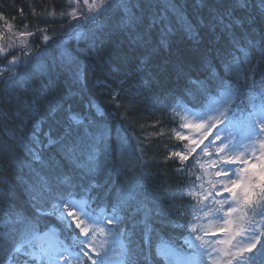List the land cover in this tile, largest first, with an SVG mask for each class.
Listing matches in <instances>:
<instances>
[{
  "label": "snow or ice",
  "instance_id": "snow-or-ice-1",
  "mask_svg": "<svg viewBox=\"0 0 264 264\" xmlns=\"http://www.w3.org/2000/svg\"><path fill=\"white\" fill-rule=\"evenodd\" d=\"M189 6L196 8L194 17L185 14ZM257 7L261 9L259 17L241 14V10ZM98 11L108 17L107 21L96 23L94 30L78 37L76 50L51 54L42 70L30 75L22 86L0 93V215L13 221V231L6 233L4 243L15 240L28 229L30 221L55 214L58 209L53 200L79 187V181L87 180L89 185L95 182L91 173L100 172L97 153L101 143L105 144L106 163L115 155L114 149L108 150L107 141L96 135L98 122L89 118L95 107L92 101H88L86 110L73 103V98L82 96L87 87L88 66L81 55L87 57L89 52L109 47L120 54L122 61H134L126 72H121L120 64L112 65L111 83L107 78L94 81L98 89H111L109 97L118 98L132 90L154 96L157 89L153 81L167 89L168 78L174 75L176 83L183 84V92L195 98L224 86L214 69L226 64L234 50L243 51L246 58L248 50H254L247 60V71L253 75L248 77L246 72L237 87L259 89L264 94V0L258 4L249 0H185L183 4L180 0H106ZM43 40L47 42L50 37L45 35ZM242 41L246 48L240 47ZM161 52L166 55L155 64V75L137 84V76ZM134 110H139L135 104ZM226 120L228 115L223 112L209 123L201 118L195 125L198 138L190 140L187 152L173 151L171 157L188 161L198 149L205 156L217 157L210 161V167L218 169L215 176L221 178L215 196L230 199L216 201L222 205L216 211L223 216H217L215 226L204 233L213 238L207 247L217 253L211 264H249L248 254L258 245L264 247V230L257 226L264 225V119L248 124L236 135L222 136L219 125ZM176 139L190 138L178 132ZM211 146H215V153L208 150ZM212 195L209 192L203 199ZM245 209L251 211L250 218L246 219ZM59 211L63 217L65 209ZM131 211L139 208L129 205L127 212ZM256 216L261 220L256 221ZM65 218L70 219L69 228L74 223L84 238L89 237V228L71 206H66ZM167 223L170 221L161 220L162 227ZM220 236L224 238L216 239ZM195 239L205 247L201 236ZM81 251L84 262L99 264L100 253L94 259L90 244H84ZM24 264L30 262L25 259Z\"/></svg>",
  "mask_w": 264,
  "mask_h": 264
},
{
  "label": "trees",
  "instance_id": "trees-1",
  "mask_svg": "<svg viewBox=\"0 0 264 264\" xmlns=\"http://www.w3.org/2000/svg\"><path fill=\"white\" fill-rule=\"evenodd\" d=\"M180 3H185V0H180ZM249 3L258 4L259 0H249ZM74 4L76 0H0V16L3 17L0 19V41L9 29L32 34L33 40H30L34 49L36 42H42L43 33L50 37L34 54L26 55L21 50V55L14 53L13 56L20 60L13 68L14 71H0V93L13 92L22 86L30 75L42 70L51 54L58 55L61 51L76 50L78 37L85 36L94 30L96 23L106 22L108 19L101 12L97 20L91 21L81 29L78 36H70L75 20H71L68 13L72 11ZM184 11L189 17L197 15L194 6H189ZM245 13L259 17L261 9L257 7L241 10V14ZM7 23L11 26L9 29L6 28ZM258 33L259 28L257 39ZM242 43L245 45V42ZM79 47L84 48L83 40L80 41ZM250 52L252 57L254 50ZM165 55L166 53L161 52L153 59L148 68L137 76V84L155 75L154 66L157 62H162ZM8 56V53L0 55V66H9ZM81 59L85 60L88 66L87 87L82 96L73 98V103L76 107L86 110L87 103L91 100L102 108L106 114L101 117L92 109L89 118L98 122L95 126L97 137L106 130L107 148L115 150L114 157H108V163L103 151L99 182L89 188L92 203L96 207L117 209L124 226L123 235L128 242L129 264H162L161 254L154 255L152 246L151 255L147 254L144 239L154 240L156 231L166 235L186 233L184 212L177 210V206L182 202L183 192L187 191V187L195 181L199 173V168L189 160L180 162L171 157L173 151L187 152L183 142L176 139L177 116L167 108L173 97L180 94L185 96L183 84H177L173 75L168 78L167 89H161L159 83L153 81L157 89L154 96H146L143 90L139 94L132 90L118 98H112L107 95L111 89H98L94 87V81L107 78L111 83L112 73L109 69L112 65L120 64L121 72H126L133 66L134 61H122L120 54L109 47L89 52L87 57L81 55ZM252 63L255 64V60H252ZM223 64L214 69L219 75H223ZM133 97H136L135 101ZM134 104L139 110H134ZM164 108L165 112L161 114L160 110ZM99 148L105 149V144L101 143ZM189 159L193 160V157L190 155ZM186 198L189 200L187 196ZM129 205L133 209L139 208V211L128 213ZM157 212L161 215H156ZM54 215L42 216L30 222L37 225L54 223L61 229L65 240L74 241V229L60 223ZM6 218L8 217L0 215V224ZM161 220L170 223L162 227ZM2 230L0 227V232ZM173 237L176 236L169 239L175 243L180 240ZM132 250L133 258L130 255ZM137 253L138 260L134 262Z\"/></svg>",
  "mask_w": 264,
  "mask_h": 264
},
{
  "label": "rangeland",
  "instance_id": "rangeland-1",
  "mask_svg": "<svg viewBox=\"0 0 264 264\" xmlns=\"http://www.w3.org/2000/svg\"><path fill=\"white\" fill-rule=\"evenodd\" d=\"M81 1L76 0V4L75 7H73V9H75ZM106 0H92V1H88L87 5L85 6L84 9L82 10H73L70 11V13H68V15L70 16L71 20H75V24L73 25L74 28L72 30V32L76 31V26L78 23H82L87 16L89 15L90 11L95 9L98 4L100 3H105ZM100 9V6H99ZM11 26L7 23L6 24V28L9 29ZM6 30V29H5ZM7 31V30H6ZM22 33H24V35H22ZM46 34L43 33L42 34V41L43 40V36H45ZM33 40L32 34H29V32L26 31H12L11 29H9V31L7 33H5L4 37L1 39L0 41V53L4 54L8 49H10L13 46L19 45L18 48L23 49V50H30L33 49L34 46L31 45V40ZM30 52V51H29ZM14 60H17L18 57L17 56H12L11 57ZM11 62H14L13 60ZM218 97L214 98V97H210L209 98V102L206 104V106L204 108L201 109L200 116H207V119L203 120L204 123H209L211 122L212 119H215L216 117H218L220 115L221 112L227 114L228 111H230V105L233 101V97H232V93H231V88L229 86H225L224 88H222V90L217 94ZM260 113L259 111H256L253 114H258ZM191 120L187 122V126L185 127L183 126V128L185 129L184 131L186 133L191 134L193 137L198 138V132L199 130L195 127L196 124L200 123L201 120L198 118H194L193 115H190ZM222 118V117H221ZM258 118L260 119H264V116H262L261 114L258 115ZM228 118V120L225 121V123L223 125H219V127L221 129H223L222 131V136H228L230 134H234L236 131L240 133L245 127L243 125V123L245 122L247 125V122L250 121V119L246 120H241L240 123L237 122V125H235V127H230L229 130H227V126H225V124L227 122H230ZM247 121V122H246ZM184 131H182V133L186 134ZM245 143H248L247 141H245ZM189 144H190V140H189ZM203 147V146H201ZM201 150H197V152H199ZM96 166L95 163L92 164V167ZM93 174V172L91 173ZM71 193H73V191H71ZM76 199H78V197H71L70 200L68 199V202L63 201L62 203L57 204L56 206L59 207L58 208V215L61 214V212L59 211V209H65L64 212V216L63 218L65 220H68V218L66 217V206H71V210L74 211L78 216H80L82 213L80 210H77L76 207L74 205H78L79 203L77 201H75ZM215 200V199H214ZM226 205V204H225ZM216 208H218V205L216 204L215 207H211L209 208V216H211V218L214 217L213 220H210L209 218L207 219V221H209L210 226L214 227L215 226V222H216V215L214 212V209L216 210ZM80 209V208H79ZM213 213V214H212ZM237 215V214H235ZM62 216V215H61ZM91 229H94L93 231L99 232L101 233V236L96 235L95 232H91L89 234L88 239L84 238L82 239V241L84 240L83 244H90L91 245V250L94 251H101L102 249H106V252H109L111 248L115 247L116 249V241H119V237L118 235L112 236L110 238L109 234H103L102 230H98L100 229V223L98 222H94ZM57 231L54 228H47L46 230L43 231H35L32 235L31 238L27 239L26 241H20L19 244L17 246V248L20 250V252H22L24 255H33L34 253H36L38 251V249H40L41 247H45V243H48L47 240H52L54 242V240H56V235ZM30 241V242H29ZM216 255H211L209 258L210 264L212 261L213 257H216ZM118 258V257H116ZM50 262H52L50 260ZM8 264H15L14 262H10Z\"/></svg>",
  "mask_w": 264,
  "mask_h": 264
},
{
  "label": "bare ground",
  "instance_id": "bare-ground-1",
  "mask_svg": "<svg viewBox=\"0 0 264 264\" xmlns=\"http://www.w3.org/2000/svg\"><path fill=\"white\" fill-rule=\"evenodd\" d=\"M75 105V104H74Z\"/></svg>",
  "mask_w": 264,
  "mask_h": 264
}]
</instances>
